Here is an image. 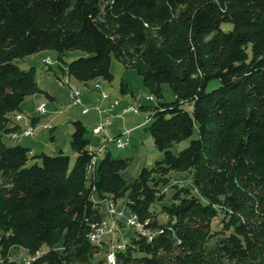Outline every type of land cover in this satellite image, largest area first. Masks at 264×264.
I'll return each instance as SVG.
<instances>
[{
    "label": "trees",
    "instance_id": "16d2710c",
    "mask_svg": "<svg viewBox=\"0 0 264 264\" xmlns=\"http://www.w3.org/2000/svg\"><path fill=\"white\" fill-rule=\"evenodd\" d=\"M43 50L57 52L64 74L83 86L112 83L113 58L135 69L159 100L169 85L175 101L152 107L146 128L163 159L128 185L129 159L106 153L91 166L98 155L81 121L74 122L73 166L63 153L31 158L30 149L8 146L4 137L21 129L23 103L41 92L35 68L18 62ZM69 51L85 56L63 69ZM213 81L219 85L209 90ZM31 159L40 163L28 165ZM173 172L189 176L191 186L176 188L155 213ZM0 176V264H24L12 259L20 249L33 264H95L108 245L90 240L103 222L95 198L126 196L152 238L136 231L115 264H216L219 252L250 264L257 228L236 213L249 186L261 192L264 213V0H0ZM162 213L168 221L160 224Z\"/></svg>",
    "mask_w": 264,
    "mask_h": 264
},
{
    "label": "rangeland",
    "instance_id": "374dc122",
    "mask_svg": "<svg viewBox=\"0 0 264 264\" xmlns=\"http://www.w3.org/2000/svg\"><path fill=\"white\" fill-rule=\"evenodd\" d=\"M224 32L232 30L233 25L225 23L222 25ZM85 54L80 51H69L64 58L65 64H62L63 69H66L68 63L75 59L84 57ZM49 60L50 64L45 61ZM22 70H29L35 68L36 82L41 89L40 93L28 97L22 105V114L25 118L37 120L35 126V134L32 137L22 140H13L11 135L4 137V142L8 146L22 145L30 149V157H36L41 154L49 156H57L63 153L71 159V166L74 165L77 153L72 147V134L75 127L74 122L81 121L87 128L86 137L91 141V148L98 152V159L101 160L106 153H110L115 159H129V167L122 171V176L127 184H133L138 178L139 174L144 168H152L156 162L163 159V153L158 151L154 146V141L151 134L147 131L148 125L151 123V108L156 106L160 101L170 103L175 101V96L170 89L169 85L163 86L164 98L157 99L151 95L147 87L143 83V79L138 75L137 71L133 68L125 67L124 64L117 59L113 58L111 62V73L114 76L112 83L106 82L102 79L93 81L87 86L79 84L75 79L70 78L64 74L61 64L58 61V54L53 50H43L38 53L27 56L25 59L18 62ZM68 81L69 86H62L61 82ZM127 85V93L121 91L122 84ZM219 83L213 81L209 85V90L217 87ZM78 89L82 93L83 109L89 110L88 114H83L81 107L72 105L70 91ZM106 95V101H102V96ZM118 102L119 106L109 117L111 126L109 127L110 135H118L120 133H129L130 146L124 149H118L113 144H107L108 140L102 136H97L92 133V129L98 125L99 116L95 108L101 106L104 110L110 108L114 103ZM40 105H45L47 114L42 116L37 113V108ZM132 107L137 113H129L123 115L122 112L126 108ZM143 108H148L147 111ZM189 112H192L193 106H184ZM18 115V117L20 116ZM45 126H52L53 129L47 131ZM195 138V137H194ZM190 139L182 143L175 144L172 148L174 154H179L180 151L185 149L190 144ZM107 149H103L104 146ZM103 149L99 152L100 149ZM40 163L39 159H31L28 165ZM3 179L0 176V184ZM191 186V179L189 176L173 172L171 174V182L168 185H161L160 189L165 194L162 200H157L152 206L151 211L159 213L163 206L171 203L172 197L178 188ZM177 188V189H176ZM160 192V193H162ZM243 194H246L244 209L236 213V217L245 223L252 224V228H257V239L255 250L252 255L250 264H264V213L259 214L258 200L261 199V192L253 186L241 189ZM96 203L99 204L98 208L102 216L103 222L99 225L106 227L107 234L103 236L102 242L107 243V248H102L95 256L93 262L95 264H109L107 261V254L111 250L113 242L128 240L135 235L136 230L127 225V220L131 218V213L127 209L128 196L120 199L115 203L116 211L124 213L122 219L123 224L119 226L116 233L111 229V216L108 211V203L100 201L98 198ZM109 202H112L108 200ZM262 212V211H261ZM155 220L158 223L168 221V216L159 214ZM140 221V220H139ZM217 229L224 228V224L220 223V219L215 221ZM214 223V228H216ZM211 251V250H210ZM45 252L41 251L38 255L42 256ZM215 255L216 264H236L235 261L226 258L219 252ZM12 259L16 261L28 260L33 264L35 261L34 256H28L25 250H15ZM111 264V263H110Z\"/></svg>",
    "mask_w": 264,
    "mask_h": 264
},
{
    "label": "built area",
    "instance_id": "2783aa9c",
    "mask_svg": "<svg viewBox=\"0 0 264 264\" xmlns=\"http://www.w3.org/2000/svg\"><path fill=\"white\" fill-rule=\"evenodd\" d=\"M46 64H50L49 60L45 61ZM62 86H69L68 81L66 82H61ZM70 97H71V102L72 105L75 107H81L82 109L84 108L83 105V100H82V93L78 90V89H72L70 91ZM106 95L102 96V101H106ZM119 106L118 102H114L110 108L104 110L101 106L95 108V111L98 113L99 116V123L97 126H95L92 129V133L94 135L97 136H102L105 139L108 140L107 144H113L115 145L118 149H124L126 147L130 146V139H129V133H124L121 135H110L109 134V127L111 126L109 117L111 116V114L116 110V108ZM83 114H88L89 110H87L86 108L83 109ZM137 113V111H134V109L132 107L130 108H126L123 110L122 114H129V113ZM37 113L39 115H46L47 114V108L45 105H40L37 108ZM17 122H26V126L25 128L20 129L17 132H14L11 134V138L13 140H22L25 138H29L32 137L35 134V126L32 124V121H30L29 119L25 118L22 114H20L19 117H16ZM45 130L50 131L53 129L52 126H45L44 127ZM103 149H107V146L105 145L103 147ZM102 148L99 150V152H101L103 150ZM90 150L92 152H96L95 150H93L92 148H90ZM98 155V152H96ZM97 156L93 158L91 166H96L97 164ZM109 207H108V211H109V215L111 216L112 220H111V229L113 233H116L119 229V220H122L124 217V213L122 212H117L116 211V207H115V203L114 202H109L107 201ZM127 225L129 227H133L136 230H138L141 234L143 235H147L149 238H152V233L145 229V225L139 221L138 216L136 215H132L131 218H129L127 220ZM107 230L106 227H104L103 225H97L93 227V231L90 234V240L97 244V245H101L102 244V238L103 236H105L107 234ZM127 248V241L123 240V241H117V242H113L112 246H111V250L108 252L107 254V261L110 264L112 257L114 255H117V252L119 251H124ZM24 264H31L28 262V260H24Z\"/></svg>",
    "mask_w": 264,
    "mask_h": 264
},
{
    "label": "crops",
    "instance_id": "0c3cea01",
    "mask_svg": "<svg viewBox=\"0 0 264 264\" xmlns=\"http://www.w3.org/2000/svg\"><path fill=\"white\" fill-rule=\"evenodd\" d=\"M31 121V120H30ZM18 124H19V126H20V128L22 129V128H25V126H26V122H18ZM38 124V123H37ZM36 124V125H37ZM118 132V135H120V134H122V133H120L121 132V130H119V131H117Z\"/></svg>",
    "mask_w": 264,
    "mask_h": 264
},
{
    "label": "bare ground",
    "instance_id": "6f19581e",
    "mask_svg": "<svg viewBox=\"0 0 264 264\" xmlns=\"http://www.w3.org/2000/svg\"><path fill=\"white\" fill-rule=\"evenodd\" d=\"M115 262H116V258H115V255L112 257V260H111V264H115Z\"/></svg>",
    "mask_w": 264,
    "mask_h": 264
}]
</instances>
